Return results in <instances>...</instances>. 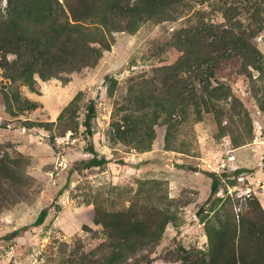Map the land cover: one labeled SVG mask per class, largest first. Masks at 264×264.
<instances>
[{
    "label": "trees",
    "instance_id": "obj_1",
    "mask_svg": "<svg viewBox=\"0 0 264 264\" xmlns=\"http://www.w3.org/2000/svg\"><path fill=\"white\" fill-rule=\"evenodd\" d=\"M229 1L224 0L227 24L200 19L196 26L178 30L173 44L179 53L173 62L128 76L126 95L115 102L112 113L109 138L113 143L147 151L153 147L158 127L165 126L164 148L185 151L178 143L177 132L190 115L196 121L212 116L217 124L216 137L229 136L233 147L253 140L250 110L230 83L214 76L220 62L240 59V72L260 85L253 95L264 113V54L256 42L262 25L256 29L250 23H241L236 18L238 7ZM185 4L186 0H0V67L7 79L0 88L2 106L13 115L35 108L36 102L24 97L22 85L34 89L38 78H60L68 83L69 74L98 64L104 52L111 50L117 32L135 33L147 22L176 19ZM9 53L16 57L10 59ZM184 72H189L194 80L189 81ZM108 79V94L112 96L118 78L110 75ZM83 102L84 92L79 91L57 120L27 119L25 126L51 129L56 125L65 133L84 124L93 133L96 101L86 102L87 111L81 122ZM89 149L93 156L83 160L84 167L108 161L95 146ZM29 164V157L19 150L0 157V213L29 197L35 182L27 170ZM244 170L239 167L232 171L236 176L231 185L237 183ZM211 174V204L205 207L210 202L207 201L199 210H207L201 219L208 246L193 252L196 264H264V206L260 198L226 193L212 200L224 174ZM159 185L158 179H142L136 190L130 187L123 191L113 186L105 192L98 188L93 198L94 221L102 225V230L86 224L83 228L100 238L99 244L87 250L81 237L71 243L62 240L52 257L53 264L150 262L167 226L182 222L180 198L159 192ZM122 194L128 196L125 200L129 204L113 208L111 202ZM47 214L43 209L35 225L42 224Z\"/></svg>",
    "mask_w": 264,
    "mask_h": 264
},
{
    "label": "rangeland",
    "instance_id": "obj_2",
    "mask_svg": "<svg viewBox=\"0 0 264 264\" xmlns=\"http://www.w3.org/2000/svg\"><path fill=\"white\" fill-rule=\"evenodd\" d=\"M231 2L238 7L236 18L241 19V23H250L256 29L262 25L256 42L264 54V0H230L229 4ZM224 7V0H186L176 19L147 22L135 33L117 32L111 50L104 52L98 64L69 74L68 83L60 78H38L34 89L22 85L24 97L36 102L35 108L22 114L7 112L0 93V157L6 152H24L30 160L27 170L35 177L29 197L0 213V264H53L52 257L59 242L71 243L78 237L83 239L87 250L96 247L101 239L83 225L102 230V225L94 221L93 198L98 188L105 192L113 186L123 191L130 187L136 190L140 180L158 179L159 192L180 198L182 222L167 226L153 259L145 264H196L193 252L208 246L205 223L201 219L207 210L202 213L199 210L207 201L210 202L205 207L211 204L208 197L214 178L212 171L224 174L212 200L226 193L235 197L254 194L264 206V113L253 95L260 85L240 72L238 58L220 62L214 78L230 83L250 110L254 123L252 141L233 147L229 136L216 137L217 124L212 116L196 121L192 115L183 121L177 132L178 143L185 151L164 148L165 126L158 127L152 149L143 152L121 142L113 143L109 138L115 102L126 95L128 76L145 73L154 65L173 62L179 53L173 44L178 30L196 26L200 19L227 24ZM258 10L261 13L258 14ZM15 57L9 53L10 59ZM110 75L118 78V87L112 96L107 89ZM184 75L189 81L194 80L190 79L189 72ZM4 82L7 79L0 67V88ZM79 91L84 92L79 111L81 122L86 115V102L96 101L93 133H89L84 124L78 130L68 129L65 133L56 125L51 129L25 126L27 119L57 120ZM91 146L108 161L84 167L83 160L93 156ZM239 167L245 170L237 177V183L231 185L230 181L236 176L232 171ZM128 196L122 194L116 198L111 202L113 208L128 205L129 201L125 200ZM43 209L47 210V217L42 224L35 225ZM212 215L210 210L208 218Z\"/></svg>",
    "mask_w": 264,
    "mask_h": 264
},
{
    "label": "water",
    "instance_id": "obj_3",
    "mask_svg": "<svg viewBox=\"0 0 264 264\" xmlns=\"http://www.w3.org/2000/svg\"><path fill=\"white\" fill-rule=\"evenodd\" d=\"M195 169L197 170V169H198V167H195Z\"/></svg>",
    "mask_w": 264,
    "mask_h": 264
}]
</instances>
